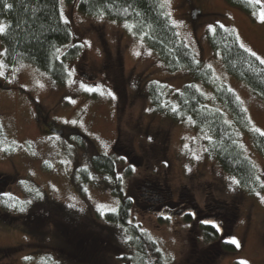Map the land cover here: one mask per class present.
<instances>
[{
    "label": "rangeland",
    "instance_id": "374dc122",
    "mask_svg": "<svg viewBox=\"0 0 264 264\" xmlns=\"http://www.w3.org/2000/svg\"><path fill=\"white\" fill-rule=\"evenodd\" d=\"M77 1L61 4L71 30V39L57 52L66 71L63 84L29 62H6L0 46V116L6 131L0 170L9 174L6 192L20 199L22 183L83 211L64 220L40 210V219L25 221L31 230H24L17 218L0 220V264H90L75 263L69 253L64 254L66 243L58 230L69 234L75 226L84 233L80 225L86 224V217L94 210H115L119 198L102 184L101 174L83 181L82 193L71 182L70 174L86 167L91 153L78 145L77 132L89 138L97 151L115 155L122 195L132 200L128 220L155 244L148 257H162L164 264H264V157L249 136L238 133L262 187L251 191L239 185L207 151V134L195 129L189 117L173 120L152 109L147 94L151 82L163 85L165 99L174 104L175 92L191 76L183 70H167L127 23L84 14ZM161 2L179 38L211 67L218 81L235 92L251 126L264 134V100L228 74L206 42V30L215 23L228 26L238 43L264 62V0L253 13L225 0ZM73 45L77 53L61 58ZM193 82L214 106L212 89L199 80ZM224 113L231 121L230 113ZM48 125L62 132L47 133ZM152 190L168 198L164 203L147 198ZM214 199L231 205L217 210L216 224L221 239L228 235L235 241L233 252L219 254L217 243L201 244L197 221L183 219L182 214L193 215L194 206L210 213L206 204ZM122 249L117 247L116 254ZM114 254H99L97 264H126L115 261Z\"/></svg>",
    "mask_w": 264,
    "mask_h": 264
},
{
    "label": "trees",
    "instance_id": "16d2710c",
    "mask_svg": "<svg viewBox=\"0 0 264 264\" xmlns=\"http://www.w3.org/2000/svg\"><path fill=\"white\" fill-rule=\"evenodd\" d=\"M62 1L71 3L75 0H0V21L4 28L0 32V46L4 60L8 63L29 62L47 72L59 84L64 83L66 71L63 61L57 56L58 48L71 39L69 23L62 16ZM225 1L246 13H253L260 4L259 0ZM6 4H10L11 8L6 7ZM77 7L87 15H102L110 20L127 23L131 33L155 53L167 70H183L189 74L191 80L184 83L180 91L175 92L174 104L165 99L163 85L151 82L147 87V94L152 109L173 120L189 117L195 129L207 134L206 149L225 172L234 176L239 185L251 191L262 187L253 163L238 142V133L249 136L255 149L263 157L264 134L251 126L235 92L218 81L211 67L199 60L179 38L161 0H78ZM206 42L219 56L225 71L245 83L264 100V62L238 43L234 31L228 26L215 23L211 30H206ZM77 51V45H73L61 54V58L73 57ZM193 80H199L212 89L214 106L207 103L205 94L196 87ZM224 111L230 113L231 121L227 120ZM2 129L0 125V139L4 136ZM73 131L77 132L76 129ZM77 133L78 145L91 150V153L87 155L86 167L75 168L70 174L71 182L82 193L83 181H93L95 174H101L104 176L102 184L110 187L112 193L119 198V203L115 210H94L91 217H86V224L80 225L85 227L84 233L73 225L69 234L59 228L58 234L66 243L63 247L64 254L69 253L75 263L97 264L100 262L99 254L115 253L114 260L126 264H164L162 257H148L145 246L154 249V242L136 223L128 220L132 200L122 195L119 176L115 170V155L97 151L89 138ZM116 146L117 144L114 148ZM128 173L130 169L127 170ZM75 176H78L77 180ZM20 186L22 199L7 194L2 207L7 213V222L17 218V223L24 230H31L26 219L37 221L41 218L40 210L42 213L48 212L47 214L51 212L64 220L83 211L76 205L47 198L46 193L38 187L35 192L22 183ZM165 197L168 198L166 195ZM191 205L194 206L192 203ZM229 207L231 205L214 199L206 204L210 213L194 206L193 215H183L186 221H197L198 241L201 244L217 243L219 254L236 249L231 237L227 235L225 239L220 238L216 224L217 210ZM231 210L235 215L236 208ZM158 219L163 220L161 217ZM117 247L125 249L117 255ZM235 264L244 263L235 261Z\"/></svg>",
    "mask_w": 264,
    "mask_h": 264
},
{
    "label": "flooded vegetation",
    "instance_id": "af4514ba",
    "mask_svg": "<svg viewBox=\"0 0 264 264\" xmlns=\"http://www.w3.org/2000/svg\"><path fill=\"white\" fill-rule=\"evenodd\" d=\"M2 121V122H1ZM3 123V120L0 116V125L2 126V131H3V134L4 136L2 137V139H0V159L3 158V156H5V150H6V143H5V126H4V123ZM50 127H54L52 125H48L47 127L45 126V130L47 131V133H55V132H52V131H49V128ZM56 128V127H55ZM62 132V130H61ZM60 132V133H61ZM59 133V134H60ZM57 134V133H56ZM1 137V135H0ZM9 174L7 175L5 172L1 171L0 170V220L2 221H7L6 220V216H7V213L5 212L4 208L2 207L3 205V202H4V197L7 195V194H11V193H8L6 192V189L9 185ZM154 190H152L149 195L147 196V198H155V200L157 199L159 202L161 203H164L166 201V197L164 195H160V192L156 193V192H153ZM156 193V195H155ZM181 197V195H179ZM178 212H182L181 209L177 210ZM182 215H185V214H182Z\"/></svg>",
    "mask_w": 264,
    "mask_h": 264
},
{
    "label": "water",
    "instance_id": "95a60500",
    "mask_svg": "<svg viewBox=\"0 0 264 264\" xmlns=\"http://www.w3.org/2000/svg\"><path fill=\"white\" fill-rule=\"evenodd\" d=\"M49 131H52V132H55V133H60L61 132V129L59 128H55V127H50L49 128ZM146 247V251H147V254L149 255L150 253V247L148 245L145 246Z\"/></svg>",
    "mask_w": 264,
    "mask_h": 264
},
{
    "label": "snow or ice",
    "instance_id": "6c2138e0",
    "mask_svg": "<svg viewBox=\"0 0 264 264\" xmlns=\"http://www.w3.org/2000/svg\"><path fill=\"white\" fill-rule=\"evenodd\" d=\"M5 6L8 7V8H11L10 4H6ZM3 31H4V28H3L2 25H0V32H3ZM88 90H91V89H88ZM233 243H235V241H233Z\"/></svg>",
    "mask_w": 264,
    "mask_h": 264
}]
</instances>
